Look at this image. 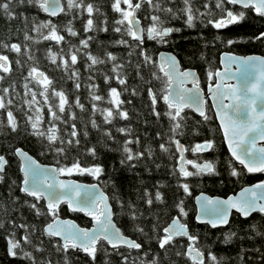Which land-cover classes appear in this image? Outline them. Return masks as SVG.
Listing matches in <instances>:
<instances>
[{"label": "snow or ice", "instance_id": "obj_1", "mask_svg": "<svg viewBox=\"0 0 264 264\" xmlns=\"http://www.w3.org/2000/svg\"><path fill=\"white\" fill-rule=\"evenodd\" d=\"M16 2L17 6L26 3L28 10H32L30 31L37 34L39 40L55 42L57 46L62 43L67 45L66 50L61 47L56 52L49 48L47 59L57 69L62 70L65 79L72 81L75 91L81 87L77 65L86 58L83 60L86 73L84 85L88 91L84 99L91 106L86 124L101 133V143L104 137L109 141H114V137L110 128H101L93 119V115L99 113L104 125H114L117 117L120 121H127L129 117L124 105L131 104L132 100L124 101L121 99L122 94L139 97L147 85L146 95L151 102V115L157 120L165 119L168 125L164 129L163 136L159 131L156 132V138L162 141L158 145L159 150L168 154L172 146H175V164L174 167L169 165L171 169L169 175L175 177L177 195L172 203L174 214H171L165 226L158 228V215L149 213L152 217L151 235H149L137 222L143 216V212L133 201L128 200L125 207L122 196L114 195L110 202V198L95 184L85 186L57 178L60 174L79 172L88 173L95 180L102 173L103 166L98 162L81 166L78 157L67 163L71 149L80 147V136L89 138L83 117L78 127L73 110L74 105L75 109L83 112L85 105L81 103L78 95L70 102L66 92L63 88L58 89L52 78L39 67L28 64V61L33 60V56L30 54L27 42L36 43L37 40L36 36L29 35L28 10L22 11L19 15L25 22L23 45L0 40V49L17 54L14 61L17 69L27 66L26 73L19 75V87L23 89V93L18 91L16 80L0 87V116L6 117V119L0 118V128L14 133L23 125L24 130L39 142L42 152L57 158L59 166L40 165L21 147L13 146L11 154L19 158L20 174L19 179H14L9 174L12 165L7 159L8 154H0V180L8 181L7 187L3 189L8 193L7 204L0 203V208L4 210V216L0 218V228L7 225L6 234L3 236L6 242V255L18 257L25 264H70L68 253L69 249H72L85 254L88 264H96L95 257L101 252L105 254V264H111L109 253L118 257L117 264H166L159 253L167 254L171 247L183 248L182 252L177 250L175 256L182 255L191 264H224L226 258L217 257L210 246L200 245L198 234L190 232L180 219L187 215L183 199L179 195L180 190L184 195L189 194L190 186L184 182L185 178L204 173L215 174V161L198 162L201 158L197 156L198 153H204L214 146L213 139L203 138L198 142H191L190 146L180 142L191 119L184 109H191L198 114L200 119L197 123H207L212 119L204 108V96L201 94L197 73L195 69H181L176 57L171 54L154 55L146 44H167L170 33L181 32V28L167 26L169 19L182 20L183 26L187 28H193L196 22H199L201 25H210L212 29L220 30L225 29L226 26L239 25L241 21L249 18V12L264 18V0H203L201 4H197L196 0H110V8L117 16L112 22L115 25L112 30L128 37V39H116L111 43L126 47L128 51L124 56L127 59L117 56L107 48L104 49L102 56L91 52L89 46L93 37L87 35L89 30L106 31L104 26L106 20H101L97 27L93 19L94 13H100L99 6L91 2L85 3L84 0H63V2L62 0H16ZM12 4L13 0H0V16L7 21L16 18ZM145 4L148 6V12L143 20L138 19ZM40 13L47 14L49 19H40ZM58 13L72 16L73 19L82 18L87 14L88 18L83 20L85 35L78 39V44L70 43L60 34V29L63 28L70 37H79L72 26V20L62 25L52 22L51 18L57 17ZM250 38L258 43L264 42V31H259ZM213 39L229 45L234 42L232 38L220 35ZM21 55L27 57L24 63L21 62ZM134 55L138 62L132 61L131 57ZM11 63L9 56L0 52V81L12 75ZM220 64L223 67L216 69H212L209 65L205 72L208 80L214 78L215 81L208 84L207 94L208 99L212 101V110L215 112V120L219 123V130L223 134V142L227 146L231 160L242 165L246 172L264 173V146L257 143L264 141V55L233 56L231 53H221ZM232 64H235V70L230 67ZM103 65H110V68L105 71L99 67ZM127 65H132L135 69L136 83L131 86L127 83L130 75V70L125 71ZM150 67L158 69L159 75L156 71H151L149 79L146 80L142 75V69L147 71ZM97 75L103 78L106 96L97 94ZM153 80H159L162 86L154 89L151 86ZM113 81L119 86V90L117 86H109ZM229 81L235 82L229 83ZM186 84H191V87H186ZM138 88L140 91L137 90ZM160 101L166 106L162 112L157 110ZM101 103L107 106L101 107ZM13 108L22 116L14 115ZM42 109H46V116ZM115 131L125 137L117 142L119 146L116 151L120 154L121 165L131 169L144 161L145 154L149 160L152 159L154 151L152 146L145 143L141 149L139 137L133 139L131 135L130 124L116 127ZM191 132L195 133L196 128L192 127ZM133 143L136 145L135 149L131 147ZM104 146L107 147V144ZM83 151L95 160L94 145H88ZM186 151H191L195 158H186ZM61 158L65 163L59 162ZM168 158L173 159V155H169ZM186 165H191L194 171H189ZM147 170L145 167V171ZM228 170L230 176L238 177L239 173L231 162L228 163ZM138 183L143 182L138 181ZM0 188H3V185H0ZM16 188L19 194L24 196L22 201L15 191ZM135 192L136 200H142L143 205L149 208L154 202H164L159 190L153 193L149 188L144 187L142 195L139 188L135 189ZM196 202L194 219L212 229L229 225L231 209H235L241 218H249L250 213H258L261 221H264V180L244 187L235 196L229 195L224 199L208 197L201 193L196 197ZM62 203L67 205L69 212L78 211L90 217L92 226L78 227L71 220L61 219L58 206ZM20 207H26L37 219L44 216L47 221L40 226V235L36 243L33 242L32 237L37 233V225L23 222V217L19 216ZM117 208L119 213L116 211ZM12 212H16L19 219L12 217ZM118 214H126L132 230L146 237L143 244L137 239L130 238L120 227H117L113 221ZM49 217L51 219H48ZM245 227L253 233L252 236H248L249 240H252L253 236H259L264 242V224L253 222ZM235 235L232 230L225 231L220 243L233 241ZM177 239L180 241L179 245ZM152 243L157 245L156 252L151 250ZM239 243L242 245L243 239ZM205 248H207L206 258ZM133 250H136L137 255L132 254ZM246 251L244 247H240L236 255L228 259L235 261V264H245L243 257ZM53 256H57L58 259L54 261ZM256 260L264 264V253L256 256Z\"/></svg>", "mask_w": 264, "mask_h": 264}, {"label": "trees", "instance_id": "obj_2", "mask_svg": "<svg viewBox=\"0 0 264 264\" xmlns=\"http://www.w3.org/2000/svg\"><path fill=\"white\" fill-rule=\"evenodd\" d=\"M63 2V0H62ZM85 3L91 2L96 6H99L100 13H94L93 19L96 22L97 27H99V22L101 20H106V24L104 25L106 31L100 32L89 30L87 35L93 37L90 43V50L93 54L103 55V51L105 48L109 51H113L117 56H124L127 53L128 49L122 45H115L111 43L116 39L124 38L128 39L126 35L121 36L119 33L113 32V21L117 18L116 14L110 8V0H84ZM203 0H196L197 4H201ZM13 8L16 11V18L7 21L2 16H0V40H4L5 42H17L23 45V31L25 30V22L20 17L19 13L22 11L28 10V5L25 3L24 5L17 6L16 0H13L12 4ZM123 6V5H122ZM31 11L28 10L29 14V35L36 36V43L32 41H28L30 48V54L33 56L32 61H28V64H32L40 68L41 71H44L46 75L53 79L55 86L66 92V95L71 102V100L75 96L80 97L81 103L85 105V111H81L79 109H75L73 105V110L75 114V123L79 127L81 124V118L85 122L86 128L89 131V138L85 139L83 135L80 136V147H73L69 153V159L67 163H71L73 158L79 159L81 166H86L90 163L98 162L102 164L103 171L99 177L95 180L88 173H79L73 172L71 174H64V176L74 177L78 180L89 182L96 181L100 188L107 194V196L111 198L114 195H120L124 198L125 207H127V201L131 200L133 203L137 204L138 209L143 212V216L138 219V223L144 227V231L151 235V225H152V217L149 215L150 212L158 215L159 219L157 221L158 228L165 226L169 220L172 213V203L174 197L177 195V187L175 182V177L169 175L171 169L169 165L171 164L174 167L175 160V146L173 145L170 152L168 154L162 153L159 150V143L162 142L160 139L156 138V132L159 131L161 136H163L164 129L168 126L167 121L165 119L157 120L155 116L151 115V102L147 99L146 88L141 92L139 97H131L129 94H122L121 99L124 101L132 100L131 104L125 103L124 108L128 112L127 121H120L119 118H116L114 125H104L103 118L99 113H95L93 115V119H95L100 125L101 128L109 127L112 135L114 137V141L107 140L106 137L103 138V143H101V133L97 130L91 129L90 125L86 124L88 119V114L91 112V106L87 100L84 98L87 96V88L84 85V76L86 75L84 71V63L83 58L78 62V70L80 73V81L81 87L78 91L73 89V83L69 79H65L63 77L62 70L56 68L54 64H52L47 59V50L51 48L52 51H59L61 47L67 48V45L63 43L60 46H57L55 42L51 41H41L39 40V36L37 34H33L30 31L31 27ZM148 12V6L145 4L140 11L138 18L143 20L144 16ZM74 15V13H73ZM249 18L241 21L239 25L226 26L225 29L215 30L212 29L210 25L204 26L199 22H196L193 28H187L183 26L182 20L169 19L167 22V26L181 28V32L179 33H170L167 44L157 45L155 43L146 44L147 47L150 48L152 53L155 55L161 49L170 50L173 52L179 60V64L181 68L191 67L194 68L199 76V84L203 86L205 82L209 81L206 77L205 69L211 66L212 69L216 67L218 64V55L221 51H230L236 54H249V53H258L264 55V42H256L251 40V35L264 31V18L257 17L255 13L249 12ZM40 19H49L47 14L40 13ZM87 14H84L82 18L73 19L72 16H66L63 13H59L57 17L51 18L53 23H57L58 25H62L66 23L68 20H72L73 28L78 32L79 37L73 38L70 37L66 30L63 28L60 29V34L65 37L70 43L78 44V39L84 37L83 32V20L87 19ZM162 18H164L162 16ZM220 35L227 38L233 39V44L229 45L227 43H222L220 40H215L214 37ZM243 37V38H241ZM97 41L100 43L98 44ZM0 52H4V54L9 56L12 68V75L10 77L5 78L3 81H0V87H3L5 84L12 82V80H16L18 91L23 93V89L19 87V75L21 73H26L27 66L23 69H17L14 61L17 58V54L12 53L10 51H5L4 49H0ZM203 57V58H201ZM21 62L27 60V57L20 56ZM133 62H138L137 57L134 55L131 57ZM103 70L107 71L110 68V65L99 66ZM130 70V75L127 78V83L129 86L136 83L134 79L135 69L132 68V65H127L125 71ZM151 71H156L159 75V70L154 68H149L147 71L142 69V75L147 80L149 79V73ZM90 74V73H89ZM96 83L98 87L97 94H103L106 96V89L104 86L103 78L97 75ZM109 86H117L119 90V86L115 84V82H111ZM151 86L154 89L160 88L162 86L159 80H153ZM140 91V89H137ZM19 102V101H16ZM101 107L107 106L103 103L100 104ZM166 106L162 101L158 103L157 110L163 111ZM14 115L17 117L22 116L20 112H17L14 108L12 109ZM46 116V109H42ZM206 113L212 117L207 123H197L199 121V116L193 113L190 109H184V112L191 116L189 120V127L185 132V136L180 139L181 143L190 146L191 142H198L203 138H211L214 140V146L210 149H207L204 153H198L202 160L215 161V174L204 173L200 176L185 178L184 182L188 183L190 186L189 194L184 195L183 191L180 190L179 195L183 199V206L186 209L187 215L180 218L181 222L185 223L190 232L198 234V240L200 245L202 246H210L211 250L217 257H225L226 260L224 264H235V261H232L228 258L234 257L236 253L239 251L240 247H244L247 251L244 254L245 264H261L260 261L256 260V256L264 253V242H262L261 237L253 236L252 240L248 239V236H252L253 233L250 229L246 228V225H249L253 222L264 224V221H261L260 215L258 213H251L249 218H241L237 213L232 212L229 217V225L217 227L212 229L207 227L204 223H197L194 220V203L193 196L197 192H206L211 195H226L228 193L234 192L237 188L244 184L251 183L256 179L260 178V175L257 173H248L246 172L238 163L231 160L218 130L217 124L210 112V107L208 103L205 108ZM0 118L6 119V117L0 116ZM66 118V116H65ZM126 124H130L132 127V137L135 139L139 137L140 140V148L143 149L144 144L148 143L153 148V157L151 160L147 158V154H145V159L140 164L135 167L128 169L120 164V154L116 151L118 145V141H121L125 137L117 133L115 131L116 127H122ZM195 127L196 132L192 133L191 128ZM146 134V135H145ZM95 146V160L93 157L86 152L83 151L88 145ZM107 144V147L104 145ZM13 146H19L22 149L29 152L33 155L38 161L42 163L54 164L56 167L57 158L49 153L42 152L39 142L30 135L27 131L24 130L23 125L20 130L16 132H11V130H7L4 128H0V154H8L7 159L9 163L12 165L10 170V175L14 179H19L20 174L18 172V160L17 158L11 154V149ZM135 149L136 145L133 143L131 145ZM173 155V159L169 160L168 156ZM185 156L188 159H194L195 157L191 153V151H186ZM61 164L65 163V161L61 158L59 160ZM231 162L233 167L236 168L239 173L238 177L230 176L228 170V163ZM145 167H147V171H145ZM186 168L189 171H194L191 165H186ZM178 176V173H176ZM112 181V183H108V181ZM138 181H142L140 184ZM7 180H0V185H3V188H0V203L7 204V195L8 193L3 189L7 187ZM158 185V187H157ZM147 187L153 193L156 190L161 191L163 203L154 202L152 207L149 208L147 205H143L142 200H136V192L135 189H140V194L143 193V188ZM16 193L19 194L18 188L15 189ZM21 197V201L24 199L23 194H19ZM31 202V198H29ZM40 205H43V201H40ZM15 207V206H12ZM113 207L115 208L114 202ZM59 208V216L60 217H69L74 219L78 225L80 226H89L91 223V218L84 215V213L80 212H69L65 204H61L58 206ZM11 210V209H10ZM19 216L23 217V222H27L29 224L37 225V233L33 235L32 240L34 243L37 242V237L40 235L39 229L40 226L47 222L44 216L39 217L38 219L31 213L26 207H20L18 209ZM116 211L119 213V209ZM12 217L19 219L16 212L11 213ZM4 210L0 208V218H3ZM48 219H51L50 217ZM115 224L121 228L125 234H128L130 238L137 239L138 242L142 244L146 241V237L144 235H140L132 230L131 223L126 214H118L114 218ZM7 225L3 228H0V264H25L24 261L19 259L18 257H8L6 255V242L3 239V236L6 234ZM232 230L236 233L233 241L228 243H220L224 238L225 231ZM19 235V232L17 233ZM43 239V237H41ZM243 239V244L239 243V241ZM180 241L177 239V245H179ZM186 244V240H185ZM45 245L47 247V241H45ZM151 250L153 252L157 251V245L155 243L151 244ZM177 250L183 251V248H171L166 253L160 252L159 255L165 259L166 264H191L187 260V258L175 256V252ZM205 248V258H206ZM133 255H137L136 250H133ZM69 259L70 264H88V259L85 254L80 253L78 250L69 249ZM105 254L101 252L99 255L95 257L96 264H105L104 259ZM53 260H57V256L52 257ZM150 258V257H149ZM39 259V256L37 257ZM109 260L111 264H117L118 257L115 254L109 253Z\"/></svg>", "mask_w": 264, "mask_h": 264}, {"label": "water", "instance_id": "obj_3", "mask_svg": "<svg viewBox=\"0 0 264 264\" xmlns=\"http://www.w3.org/2000/svg\"><path fill=\"white\" fill-rule=\"evenodd\" d=\"M59 14V13H58ZM57 14V15H58ZM139 19V18H138ZM159 53H164V54H171V55H173V56H175L176 57V55L173 53V52H171L170 50H166V49H161V50H159L158 52H157V54H159ZM221 53H231L233 56H245V55H253V54H255V55H262V54H258V53H249V54H244V55H242V54H236V53H233V52H230V51H221L220 53H219V57H218V64L220 65V67H223L221 64H220V56H221ZM176 59H177V62H178V64H179V60H178V58L176 57ZM225 59H227V57H225ZM179 66H180V64H179ZM230 67L233 69V70H235V64H232V65H230ZM181 68V67H180ZM185 68H191V67H185ZM181 69H184V68H181ZM191 69H194V68H191ZM196 71V70H195ZM196 73H197V71H196ZM197 79H198V81H199V76H198V73H197ZM233 82H235V81H229V83H233ZM209 84V83H208ZM208 84H206L205 85V88L203 89L201 86H200V90H201V94L204 96V108H205V101H206V99L209 101V104H210V106H211V109H212V101L210 100V99H208V94H207V87H208ZM186 87H191V84H186L185 85ZM191 110V109H190ZM192 111V110H191ZM213 111V110H212ZM193 113H195V112H193ZM213 113H214V117H215V112L213 111ZM196 114V113H195ZM196 115H198V114H196ZM216 121V120H215ZM216 123H217V125H218V128H219V123L216 121ZM220 131V130H219ZM220 134H221V137H222V141H223V134L220 132ZM257 143L260 145V146H264L262 143H264V141H257ZM223 144H224V142H223ZM224 146H225V148H226V150H227V146L224 144ZM23 151H26V150H24V149H22ZM27 152V151H26ZM228 152V151H227ZM29 155H31L29 152H27ZM229 154V153H228ZM32 157H33V159L34 160H36L37 161V163L38 164H40V165H45V166H51V167H56L54 164H48V163H42V162H40V161H38L33 155H31ZM229 156H230V154H229ZM17 158V160L19 161V158L18 157H16ZM242 166V165H241ZM243 167V166H242ZM58 179H63V180H71V181H74L75 183H77V184H80V185H85V186H87V185H93V184H95L96 185V187H98L101 191H103L101 188H100V186H99V184L96 182V181H90V182H85V181H81V180H78V179H76V178H74V177H70V176H64V175H62V174H60L58 177H57ZM261 180H264V178L263 179H261ZM259 181V180H258ZM258 181H255V182H253V183H251V184H247V185H243V186H241L240 188H238V189H236L234 192H231V193H228V194H226V195H211V194H208V193H206V192H202V191H200V192H197L194 196H193V203H194V207H195V211H194V217H195V215H196V208H197V202H196V197H198L201 193H203L205 196H208V197H218V198H221V199H224V198H226L227 196H229V195H232V196H235L238 192H240V190L242 189V188H244V187H247V186H249V185H252V184H254V183H256V182H258ZM104 192V191H103ZM105 193V192H104ZM105 195L107 196V194L105 193ZM66 205V204H65ZM66 207H67V205H66ZM76 212H78V211H76ZM232 212H236L235 211V209H231L230 211H229V217H230V214L232 213ZM80 213H82V212H80ZM251 214V213H250ZM249 214V215H250ZM60 217V216H59ZM61 219H68V220H71L75 225H77L78 227H85V226H80V225H78L77 224V222L74 220V219H72V218H69V217H60ZM195 220V219H194ZM196 221V220H195ZM114 222V221H113ZM197 222V221H196ZM115 223V222H114ZM197 223H202V222H197ZM92 226V221H91V223H90V225L89 226H87V227H91ZM118 227V226H117ZM217 227H221V226H217Z\"/></svg>", "mask_w": 264, "mask_h": 264}, {"label": "flooded vegetation", "instance_id": "obj_4", "mask_svg": "<svg viewBox=\"0 0 264 264\" xmlns=\"http://www.w3.org/2000/svg\"><path fill=\"white\" fill-rule=\"evenodd\" d=\"M216 68H220V65L219 64H217L216 65V67L214 68V69H216ZM215 81H214V78L210 81H207V82H205V84L203 85V86H201L203 89L205 88V85L206 84H208V83H214ZM208 103V105H209V107H210V112H211V114H212V116H213V118H214V120H215V117H214V113H213V111H212V109H211V106H210V104H209V101L206 99V101H205V108H206V104ZM216 122V121H215ZM217 124V123H216ZM217 127H218V125H217ZM218 130H219V128H218ZM220 132V131H219ZM221 135V134H220ZM222 138V137H221ZM223 142V141H222ZM263 145H264V143H262ZM240 165V164H239ZM241 166V165H240ZM242 167V166H241ZM243 168V167H242ZM254 173H257V175H260V178H258V179H256L255 181H258V180H261V179H263L264 178V173H261V172H254ZM255 181H253V182H255ZM253 182H251V183H253ZM251 183H248V184H251ZM244 185H247V184H244ZM243 186V185H242ZM241 187V186H240ZM239 187V188H240ZM238 189V188H237ZM236 213V212H235ZM238 214V213H237Z\"/></svg>", "mask_w": 264, "mask_h": 264}, {"label": "rangeland", "instance_id": "obj_5", "mask_svg": "<svg viewBox=\"0 0 264 264\" xmlns=\"http://www.w3.org/2000/svg\"><path fill=\"white\" fill-rule=\"evenodd\" d=\"M67 174V173H66Z\"/></svg>", "mask_w": 264, "mask_h": 264}]
</instances>
